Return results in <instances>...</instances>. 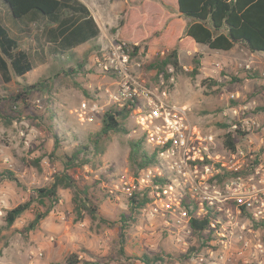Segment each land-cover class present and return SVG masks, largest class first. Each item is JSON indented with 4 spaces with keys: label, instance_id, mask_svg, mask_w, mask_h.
Wrapping results in <instances>:
<instances>
[{
    "label": "rangeland",
    "instance_id": "rangeland-1",
    "mask_svg": "<svg viewBox=\"0 0 264 264\" xmlns=\"http://www.w3.org/2000/svg\"><path fill=\"white\" fill-rule=\"evenodd\" d=\"M87 4L101 29L97 39L63 61L49 59L25 77H15L8 84L0 79V101L29 85L43 87L31 92L29 107L22 106L12 125L0 118V169L12 170L20 179L18 185L0 178V264H65L71 255L91 264H143V255H161L165 264H264V226L238 215L233 201L215 199L218 191L224 193L227 178L217 175L214 166L210 171L196 168L180 152L156 153L159 163L146 169L132 164L130 143L144 139V127L136 115L127 119V133L111 135L100 157L101 166L69 172L94 195L98 219L85 212L80 218L73 191L60 189L59 203L35 230H25L35 210L7 226V211L37 189L50 186L54 176L64 171L60 157L87 145L89 136L101 130L105 113L115 106L116 80L98 70L97 58L118 37L129 1L88 0ZM142 8H137L142 20L153 11L164 10L161 1H150ZM166 11L184 25L190 23L174 7L166 6ZM167 54V49L156 46L141 49L131 56L132 70L154 86L168 105L186 109L189 123L202 137L214 138L209 147L212 162L227 155L224 135L230 131L236 135L239 150H264V53H252L241 45L224 52L196 44L195 52L180 53L182 70L169 69L172 75L166 79L148 66ZM195 61H199L196 75ZM70 68L76 72L67 73ZM53 112L55 121L49 120ZM237 129L246 136L237 134ZM145 149L154 152L155 147L145 144ZM37 161L40 168L34 165ZM195 186L200 187L198 192L193 191ZM146 191L153 202L133 215L130 197ZM205 193L211 196L209 202L223 209L225 236L214 233L203 245L190 228V217L183 213L187 204L202 213ZM123 215L129 219L126 225ZM244 240L251 243L248 250L243 248Z\"/></svg>",
    "mask_w": 264,
    "mask_h": 264
},
{
    "label": "trees",
    "instance_id": "trees-1",
    "mask_svg": "<svg viewBox=\"0 0 264 264\" xmlns=\"http://www.w3.org/2000/svg\"><path fill=\"white\" fill-rule=\"evenodd\" d=\"M128 1L117 30L118 38L133 47L132 56H136L141 49L154 46L167 49L166 57L148 66L158 74H164L166 79L172 75L170 68L177 72L182 70L180 53L195 52L196 44L226 52L241 45L252 53H264V0ZM150 1H161L164 10L153 11L142 20L137 16V8L143 11L142 7ZM166 6L174 7L181 16L190 19V23L184 25L180 18L166 11ZM169 33L172 37L168 39ZM100 34L101 29L91 10L80 0H0V79L8 84L15 77H25L37 67L47 64L49 59L63 61L71 57V53L78 47L97 39ZM195 63L194 75L198 73L199 61ZM80 67L83 68L82 65ZM66 72L73 74L76 71L70 68ZM42 88L40 84L29 85L23 91L0 101V118L5 125H12L17 115L22 113V106L25 109L29 107L31 92L37 89L42 91ZM129 116L128 111L111 107L103 117L101 130L89 136L87 145L78 147L71 155L60 157L64 171L54 176L52 184L37 189L28 200L7 211V226H13L23 214L35 210L34 219L25 228L26 232L35 230L59 203L60 189L73 191V205L80 218H83L85 212L92 219H98L99 205L95 203L94 195L88 188L80 187L69 172L77 167L101 166L100 157L106 153L111 135L127 133L125 123ZM49 120L55 121L54 112ZM236 132L241 136L247 134L241 129ZM224 145L233 152L237 150L236 135L233 132L224 135ZM130 147L129 158L137 169H146L157 163L156 153L149 154L142 140L132 141ZM199 163L209 164L211 161L206 159ZM34 165L40 168L39 161ZM223 176L233 175L224 173ZM0 178L20 185L19 177L12 170L0 169ZM157 181L164 182L159 178ZM152 200L147 191L133 193L130 197L133 215L145 209ZM36 206L38 209H35ZM186 208L189 210L188 205ZM206 210L201 216L192 212L189 221L194 236L203 245L213 239L215 230L211 224L218 214L215 208L208 205ZM122 218L126 225L129 219L124 215ZM130 220L134 222L135 219ZM140 260L143 264L166 263L161 255H143ZM65 264L91 263L71 255Z\"/></svg>",
    "mask_w": 264,
    "mask_h": 264
},
{
    "label": "built area",
    "instance_id": "built-area-1",
    "mask_svg": "<svg viewBox=\"0 0 264 264\" xmlns=\"http://www.w3.org/2000/svg\"><path fill=\"white\" fill-rule=\"evenodd\" d=\"M131 50L133 51L132 46L116 37L97 58V68L116 80L115 107L139 118V123L144 127V139H141L144 147L145 144L155 147L154 152L146 149L149 154L166 152L170 156L180 152L182 159L196 168L202 166L210 171V166H214L217 175L231 173L233 176L226 177L224 182V193L218 191L219 197L215 199L233 201L238 215H245L247 219L264 226V150H239L237 147L233 152L227 149V155H219L216 162H212L209 147L214 138L202 137L189 123L186 109L168 105L154 86L133 72ZM170 71L173 69L170 68ZM206 159L211 163H199ZM199 190L200 187L195 186L193 191ZM205 197L208 202L205 205L203 203L202 213L197 214L195 207L187 204L189 210L185 206L183 214L191 217L194 212L201 216L207 212V205L215 208L218 214L211 226L216 234L225 236L222 207L209 202L211 196L208 193H205ZM243 248H251L250 241L244 240ZM259 248L263 250L261 244Z\"/></svg>",
    "mask_w": 264,
    "mask_h": 264
},
{
    "label": "crops",
    "instance_id": "crops-1",
    "mask_svg": "<svg viewBox=\"0 0 264 264\" xmlns=\"http://www.w3.org/2000/svg\"><path fill=\"white\" fill-rule=\"evenodd\" d=\"M80 1H82V2H84L87 6H88V4H87V1L88 0H80ZM89 7V6H88ZM89 9H90V7H89ZM91 10V9H90ZM92 12V11H91ZM232 51V50H231ZM224 52H226V51H224ZM229 52V51H228Z\"/></svg>",
    "mask_w": 264,
    "mask_h": 264
}]
</instances>
